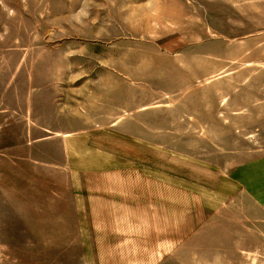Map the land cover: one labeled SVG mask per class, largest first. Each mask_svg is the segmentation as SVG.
Masks as SVG:
<instances>
[{
  "label": "rangeland",
  "instance_id": "obj_1",
  "mask_svg": "<svg viewBox=\"0 0 264 264\" xmlns=\"http://www.w3.org/2000/svg\"><path fill=\"white\" fill-rule=\"evenodd\" d=\"M0 264H264V0H0Z\"/></svg>",
  "mask_w": 264,
  "mask_h": 264
}]
</instances>
